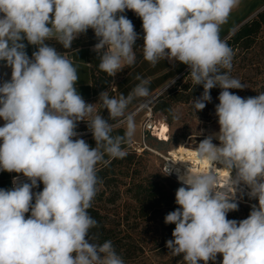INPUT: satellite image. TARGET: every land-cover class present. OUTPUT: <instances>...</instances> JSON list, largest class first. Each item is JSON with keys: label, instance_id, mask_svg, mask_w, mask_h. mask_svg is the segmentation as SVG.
<instances>
[{"label": "clouds", "instance_id": "9594fccd", "mask_svg": "<svg viewBox=\"0 0 264 264\" xmlns=\"http://www.w3.org/2000/svg\"><path fill=\"white\" fill-rule=\"evenodd\" d=\"M239 3L0 0V62L11 69L10 79L0 83V172L17 174L11 188H0V264H125L111 240L100 243L90 235L98 222L88 209L102 183L97 165L106 163L105 155H127L122 145L136 133L127 109L133 99L149 94L148 81L137 77L140 83L127 96L102 91L97 103H86L76 86L77 68L47 42L71 49L89 29L97 40L92 51L98 68L109 77L136 64L134 46L142 38L145 61L182 63L192 84L202 85L201 96L191 101L196 112L211 102V89H221L215 105L219 132L195 147L210 167L196 172L186 165L177 173L178 207L164 217L165 224L175 225L173 239L166 241L168 253L181 257L182 264H217L218 254L219 264H264V92L243 98L230 91L246 85L229 75L234 52L220 37ZM126 10L142 20V37ZM27 45L38 49L31 57ZM113 121L123 125V135L112 134ZM79 122L86 123L94 147L80 138ZM218 169L227 172L223 186ZM172 170L167 164L164 175ZM40 183L42 191H34ZM240 185L258 206L252 205L245 219H228L238 210Z\"/></svg>", "mask_w": 264, "mask_h": 264}, {"label": "rangeland", "instance_id": "374dc122", "mask_svg": "<svg viewBox=\"0 0 264 264\" xmlns=\"http://www.w3.org/2000/svg\"><path fill=\"white\" fill-rule=\"evenodd\" d=\"M258 13L264 14V0H240L239 6L231 12L227 22L221 26V29L225 27L223 29L225 31L233 22L230 32L223 40L229 39L244 23L256 19ZM248 43L250 44L248 48L242 45L237 51L238 56L232 60L229 73L231 77L239 79L246 85L243 90L230 89L231 92L243 98L254 97L264 92V25L258 35L252 37ZM185 86H190L191 89L195 87V91L185 90ZM220 91L219 87L211 89V102L207 103L202 111L196 112L191 101L201 96L202 85L194 86L188 76L170 85L160 94V103L170 105L168 114L172 141L165 145L151 142L152 148L166 155L178 145L190 142V148L194 149L207 134L219 131L215 105L219 103ZM175 96L182 98L176 101ZM173 111L179 114L178 120L173 118ZM143 114L144 111L140 115ZM170 127L165 121L158 123L155 139L167 140ZM120 132L113 131L112 134L115 136ZM192 136L199 138H192ZM138 161L137 172L131 170L127 173L128 176L120 178L118 184L113 183L109 188L104 187V195L101 199L98 198L97 204L101 208L100 213L105 227L104 235L107 236V240L112 241L115 251L123 258L125 264H182V258L173 257L166 248V241L173 238L164 222L166 209L157 210L156 213L142 214V208L146 206L144 200L148 193L146 191L141 195L136 193L139 185H142L143 189L148 188L151 185L149 181L160 182L165 186L168 181L177 183L162 173L163 159L160 156L152 153L140 157ZM240 186L242 187L236 193L238 210L229 212L228 219H245L251 211V206H258V200L248 197L249 190L246 186ZM42 189L41 183L34 190L42 191ZM165 191L164 189L162 193Z\"/></svg>", "mask_w": 264, "mask_h": 264}, {"label": "trees", "instance_id": "16d2710c", "mask_svg": "<svg viewBox=\"0 0 264 264\" xmlns=\"http://www.w3.org/2000/svg\"><path fill=\"white\" fill-rule=\"evenodd\" d=\"M124 15L127 16L128 19L132 21L135 27V31L142 37L143 31H142V20L137 17L134 13L126 12ZM264 25V14L258 13L257 18L254 20H251L250 22H246L243 25L240 26V28L236 31L235 34H233L229 39L226 40V43L232 48L234 52L233 59L237 58L238 54L237 51H239L240 47L246 46V48L249 47L250 40L252 37H256L258 33L260 32L262 26ZM143 39H138L136 41V45L134 47H137ZM47 43H49L52 46H55L58 51L61 53L71 52L74 50H77L79 48H86V47H93L95 43H97V40L94 35V31L92 29H89L86 34L80 35L76 40L73 41L71 49H63L61 45H59L55 40H50ZM91 58L93 63V89H94V99L95 103L98 102L99 93L104 91L107 86L109 85L111 81V77H109L104 72L100 71L98 68V59L97 54L94 51H91ZM189 74V71L184 73L179 79H177L175 82L187 77ZM174 82V83H175ZM185 90L189 91H195L194 89H191L190 86H185ZM160 96L159 95L156 100L153 103V109L154 114L156 115V121L161 122L165 120L167 124L170 127V121H169V111H170V105L168 103H160ZM176 101H179L182 97L175 96ZM86 103H89L85 101ZM90 103H93L92 101ZM94 104V103H93ZM100 105L98 104L97 107ZM171 133V127L170 132L167 133V140H158L155 139L156 137L153 136L149 139V144L151 145V142H156L158 144H169L172 141V134ZM152 147V146H151ZM128 150L126 151L127 155L124 158H117V159H109L106 163L102 164L100 167L97 168L98 170V176L102 183L98 185V193L95 196L92 207L88 209L89 214L98 222V226L91 229L90 235L95 236L98 238V242L103 243L107 240V236L104 235V223H103V217L100 213V206H98V198L101 199L104 195V187L109 188L111 184L116 183L118 184L120 182V178L124 176H128L127 173H129L131 170L137 172V165L139 163V158L144 157L148 154H152L150 151H144L142 153H138L137 151L133 150L130 147H127ZM167 177V176H166ZM169 178V177H168ZM172 181H175L177 184H174L171 181L167 182V185L161 184L160 182H150V186L148 188L143 189L142 185H139L137 187L136 193L138 195H141L144 191H146L147 197L144 201H146V206L142 208V214H148L149 212H157V210L166 209L165 216L171 212L174 211L178 206L175 204V192L179 188V185H181L179 182H177L174 179L169 178ZM182 186V185H181ZM166 190L164 193H162L163 190ZM247 197V196H246ZM228 218V217H227ZM170 234L172 235V232L175 228L174 224H167ZM173 239V238H172Z\"/></svg>", "mask_w": 264, "mask_h": 264}, {"label": "crops", "instance_id": "0c3cea01", "mask_svg": "<svg viewBox=\"0 0 264 264\" xmlns=\"http://www.w3.org/2000/svg\"><path fill=\"white\" fill-rule=\"evenodd\" d=\"M233 26L230 24L228 29L226 28L225 31L221 29L220 37L221 39H224L225 36L230 32L231 28ZM25 43H27L25 41ZM143 40L141 43L135 47L136 49V64L131 67H125L122 71L118 72L115 77H111V81L107 88L104 91H108L110 96L118 97L121 94L124 96H127L139 83L140 80L137 79V77H140L141 79H145L148 81L147 88H148V95L141 98L133 99L131 104H129L127 112L132 113L134 110H136L141 104L147 102L154 96L158 94H162L165 92V90L172 85L179 77H181L184 73L189 71L188 67L182 63L179 62H170L168 60H161L156 65H152L149 62L145 61L143 59L142 50L139 48L142 46ZM93 47H86V48H79L77 50L62 53L65 55L68 59H70L74 66L78 70V76L79 81L77 82V89L81 96L84 98L87 102H93L95 103L94 99V89H93V63L91 58V51ZM35 46L27 45L26 51L29 57H31L32 52L36 51ZM11 77V69L4 65L3 62H0V82L9 80ZM116 89L115 92L112 90ZM99 98V97H98ZM100 114L104 116L105 119L108 118V112L106 109L103 110L102 107H97ZM141 114V113H140ZM136 115L135 123H136V133L132 140V142L139 143L141 141V123L144 119L143 115ZM165 120L161 122L156 123V128L154 129L152 135L157 136L155 133L158 123H162ZM117 121H113L112 123H115ZM4 121L0 119V126H3ZM114 131L120 132L118 135H123L124 133V127L123 125L117 126L114 128ZM165 135V134H162ZM87 143H89L91 146H95V141L92 136L84 139ZM131 142V143H132ZM130 143H125L122 145L123 149L124 147H129ZM110 158L105 155L104 161H108ZM105 162H101L97 165V168L100 167ZM16 173H7V172H0V188L8 189L11 188V180L14 176H16Z\"/></svg>", "mask_w": 264, "mask_h": 264}, {"label": "built area", "instance_id": "2783aa9c", "mask_svg": "<svg viewBox=\"0 0 264 264\" xmlns=\"http://www.w3.org/2000/svg\"><path fill=\"white\" fill-rule=\"evenodd\" d=\"M126 12L134 13L130 10H126ZM0 83H2V82H0ZM112 91L115 92L116 89H113ZM159 95L160 94L154 96L153 98H151L147 102L141 104L136 110H134L132 112V114H134V116H136V115L140 114L142 111H144V114H143L144 119L141 123V141L139 143L132 142V143H130L129 147L132 148L133 150L137 151L138 153H142L144 151H150L151 153H154V154L160 156L163 159L162 166H161L162 173L166 174V165L169 164V166H171L173 168V170H172V173L170 175H166V176L177 181L178 180L177 179V173H178V171L180 173L182 169L174 163V156L171 154V151H168L166 155H165V153L162 154L158 150L152 148L148 142L149 139L151 137H153L152 133H153L154 129L156 128V115L154 114L153 103ZM113 124H114V128L121 125L118 121L113 123ZM77 131L80 134V138L86 139V138L92 136L91 132H89L87 129L86 123H84V122H79ZM19 179H20V181H25V178L22 175L19 177ZM11 187H12V180H11ZM241 187L242 186H240V188ZM242 196L243 195L241 194L240 197L242 198ZM29 214H26V215H29ZM221 260H222V256L218 254L217 255V264H219V262ZM200 264H204V262L200 261ZM209 264H212V262L209 261Z\"/></svg>", "mask_w": 264, "mask_h": 264}, {"label": "bare ground", "instance_id": "6f19581e", "mask_svg": "<svg viewBox=\"0 0 264 264\" xmlns=\"http://www.w3.org/2000/svg\"><path fill=\"white\" fill-rule=\"evenodd\" d=\"M157 123V122H156ZM219 131L209 133L206 135H213L215 133H218ZM192 138H199L198 136H192ZM214 143L219 144V141L214 139ZM191 143L187 142L186 144H180L175 149L171 150V154L174 156V163L180 167L182 170L180 173H183L186 170V165L190 166L193 171L199 172L204 171L207 168L210 167L209 162L207 161H201L198 159L197 154L195 152V148H190ZM218 175L221 181V186H223V181L227 177V172L224 170L218 169ZM233 176L235 173L233 172ZM249 190V189H248Z\"/></svg>", "mask_w": 264, "mask_h": 264}]
</instances>
